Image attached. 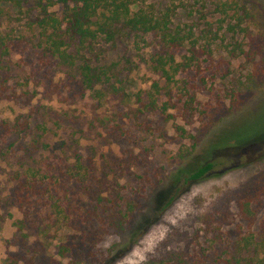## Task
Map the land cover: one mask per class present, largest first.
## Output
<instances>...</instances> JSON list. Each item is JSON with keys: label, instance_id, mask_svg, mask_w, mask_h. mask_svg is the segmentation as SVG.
I'll return each mask as SVG.
<instances>
[{"label": "rangeland", "instance_id": "374dc122", "mask_svg": "<svg viewBox=\"0 0 264 264\" xmlns=\"http://www.w3.org/2000/svg\"><path fill=\"white\" fill-rule=\"evenodd\" d=\"M160 1V6L181 8L176 27L200 25L197 33H201L212 26L213 35L199 38L202 53L195 68L181 71L169 89L162 72L151 63L155 54L164 51L156 35L145 38L138 51L126 39L114 53L108 47L109 62H119L125 54L131 61L121 85L127 96L124 102L117 96L95 97L74 81L70 70L50 64L37 42H29L33 35L29 26L37 21L39 11L29 7L20 13L0 0V42L5 43L0 76L10 81L5 84L9 99L0 96V121L35 115L36 127L45 121L52 130L45 140L48 149L34 159H21L16 149L28 139L14 140L13 149V140L0 146V264L41 238L44 243L38 249H50L51 258L58 253L54 247L77 237L78 209L89 199L68 182L67 170L77 169L80 158L86 167L98 161L94 184L109 176L125 199L141 205L131 233L109 235L101 244L103 251L115 249L107 264H159L189 253L198 257L196 264H222L230 260L224 253L234 254L240 237L264 232V133L255 146L251 142L227 151L245 158L239 168L224 175L217 171L192 183L163 211L173 193L168 179L195 159L204 161L203 147L220 127L239 122L232 131L235 136L264 125V0H245L250 14L243 30L227 36L220 32L223 18L216 13L220 0ZM192 11L196 18L189 16ZM61 12V8L51 10L54 15ZM185 51L176 54L179 63L184 62ZM23 88L29 90L31 103L19 99ZM168 92L170 116L149 108V96L156 94L163 103ZM71 136L73 150L63 147ZM26 181H30L26 187L36 182L52 187L44 186L40 192L27 188L23 192L28 200H10ZM246 191L258 193L251 206L256 217L239 207ZM25 213L31 214L36 227H51L50 237L44 238L29 225L20 230Z\"/></svg>", "mask_w": 264, "mask_h": 264}, {"label": "trees", "instance_id": "16d2710c", "mask_svg": "<svg viewBox=\"0 0 264 264\" xmlns=\"http://www.w3.org/2000/svg\"><path fill=\"white\" fill-rule=\"evenodd\" d=\"M3 1L20 13L29 7L39 11L37 21L29 26L33 34L29 42L35 43L36 41L37 49L42 50L43 58L48 59L50 64L53 63L70 70V74H75L73 79L76 83L80 84L83 89L92 91L95 97L101 96V100L109 95L117 96L124 102L127 98L121 85L124 84L126 76L124 68L131 61L125 54L121 61L109 62L110 49L108 50V47L111 48V53H114L119 50L120 43L126 39L131 41L138 51L139 45L145 41V38L156 35L164 51L155 54L151 63L154 64L155 69L162 72L169 89L174 77L181 71L185 73L195 68L197 57L200 52L202 53L199 38L207 40L213 35L210 25L201 33H197L200 25L189 29L176 27L175 20L181 8L172 9L165 5L160 6V0ZM55 8H61L60 15L51 13V10ZM184 8L186 7H182ZM216 11L223 18L220 22V32H223L224 36L236 34L237 29L243 30L246 18L250 14L245 0H220ZM195 15L194 11L189 13L192 18H196ZM203 18L209 19L206 15ZM199 21H201L200 18ZM3 46L5 43L1 40L0 52ZM184 50H186V55L182 57L184 62L179 63L176 54ZM190 53L191 57H189ZM47 78L53 81L56 77ZM1 79L0 76V96L9 99V91L5 88V84H10V81ZM155 89L157 95H161L158 84L155 85ZM14 93L16 96L19 94L18 91ZM170 93L164 95L166 98L163 99V103H161L160 96L156 94L149 96V108L154 112L160 110L163 115L168 116L172 102ZM19 99H28L30 103L33 101L29 90L25 88L19 95ZM34 116L22 115L14 121L10 119L0 121V146L13 140L11 145L13 149L14 140H30L24 146L16 147L19 149L17 152L22 155L21 159H34L36 155L48 149V143L45 140L49 138L52 130L45 121L36 127ZM238 123L226 124L212 134L211 140L203 147L204 161L197 158L168 179V186L173 193L163 211L169 209L192 183L203 181L217 171L219 175L227 174L239 168L238 166L245 161L244 157L231 156L227 151L235 146L244 147L251 142L253 145L260 142L262 140L260 135L264 133V125L260 128H256V125L251 131L234 136L232 131ZM71 142H73V136L64 140L63 147L73 150ZM80 159L77 169L67 170L68 182L74 183V187L81 190L80 194L89 199V201H84V204L82 203V208L78 209L75 219L78 226L77 237L71 239V242L62 243L59 248L54 247L58 253L51 258L50 249H38L39 245L44 243L41 238L40 242L33 243L28 249L16 251L6 264H107L109 256L115 249L103 251L101 244L105 238L112 234L123 237L133 231L139 221L141 205L136 201L125 199L123 192L115 189L109 176L104 181L98 180L97 184H94L98 161L94 160L90 166L86 167L84 159ZM28 183L30 181H26L23 188L20 191L17 189L9 199L24 201L26 198L28 200L23 190L30 188L32 191L40 192L44 186L52 187L51 183L41 184V182L31 183L26 187ZM99 187H102V190ZM19 195H23L24 198L19 199ZM256 195L246 191L243 193V198L239 200L241 211H245V214L252 217L257 216L251 210L252 203L257 201ZM54 207L57 208V206ZM31 219V214L25 213V219L19 223L20 230H25L29 225V229L38 230L44 238L50 237L53 232L51 227L38 228L35 226V221L31 224ZM240 238L234 244V254L224 253L229 255L230 260L225 259L222 264H264V232ZM31 242L29 239L28 244L30 245ZM197 258L189 253L162 260L159 264H196Z\"/></svg>", "mask_w": 264, "mask_h": 264}]
</instances>
